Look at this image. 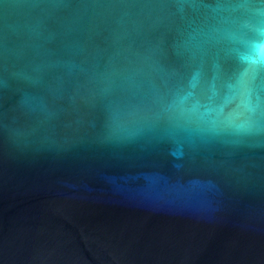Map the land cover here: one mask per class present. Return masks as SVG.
<instances>
[{
    "label": "water",
    "instance_id": "95a60500",
    "mask_svg": "<svg viewBox=\"0 0 264 264\" xmlns=\"http://www.w3.org/2000/svg\"><path fill=\"white\" fill-rule=\"evenodd\" d=\"M0 264H264V3L0 0Z\"/></svg>",
    "mask_w": 264,
    "mask_h": 264
},
{
    "label": "snow or ice",
    "instance_id": "6c2138e0",
    "mask_svg": "<svg viewBox=\"0 0 264 264\" xmlns=\"http://www.w3.org/2000/svg\"><path fill=\"white\" fill-rule=\"evenodd\" d=\"M243 2H244V3H246V2H247V0H243ZM261 3H264V0H261Z\"/></svg>",
    "mask_w": 264,
    "mask_h": 264
}]
</instances>
